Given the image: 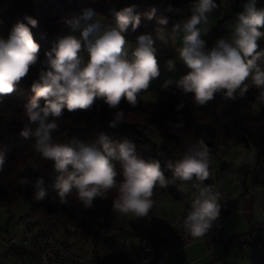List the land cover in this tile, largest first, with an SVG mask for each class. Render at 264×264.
<instances>
[{"label":"clouds","instance_id":"clouds-1","mask_svg":"<svg viewBox=\"0 0 264 264\" xmlns=\"http://www.w3.org/2000/svg\"><path fill=\"white\" fill-rule=\"evenodd\" d=\"M217 8L215 0H195L190 16L171 28V33L182 34V45L176 52L187 72L178 79H165L161 87L174 85L181 94H191L195 104L204 106L217 93L233 101L243 97L250 79L264 101V49L259 44L264 39V7H258V0H245L230 36L217 39L209 47L202 36L207 34L205 26ZM155 11L145 13L148 20L156 19L153 32L139 35L132 47L124 33L129 26L135 30L141 25V15L134 6L112 10L115 27L103 25L98 14L87 9L82 16L65 21L71 32H79V37H60L42 61L41 46L27 26L36 27L38 21L26 17L27 25L17 23L6 39L0 38V98L12 94L39 62L38 78L31 84L33 95L24 108L27 123L20 136L34 139L33 151L53 163L57 173L53 188L60 202L67 203L75 193L85 208H91L98 198L107 199L115 191L112 210L117 215L145 218L156 203L153 195L157 186L167 188L177 181L195 180V195L182 226L192 238H202L222 209L221 192L204 185L211 175V159L203 140L189 143L179 159L165 161L164 167L172 173L168 178L160 160L138 155L135 143L128 138L116 140L100 133L94 141L85 143L75 137L67 141L54 137L59 131L57 121L65 110H89L96 101H103L115 110L109 122V127L115 128L125 119L119 107L122 101L137 107L140 94L161 76L156 42L168 45L172 39L167 18H156ZM175 64V60H167L166 70L174 71ZM182 107L181 103L177 111ZM170 126L184 125L180 120L170 122ZM246 155L241 154L236 163H245ZM5 160L6 149L0 148V171ZM117 163L121 172L117 171ZM22 182L33 187L35 200L46 197L42 177L35 181L24 178Z\"/></svg>","mask_w":264,"mask_h":264},{"label":"trees","instance_id":"trees-1","mask_svg":"<svg viewBox=\"0 0 264 264\" xmlns=\"http://www.w3.org/2000/svg\"><path fill=\"white\" fill-rule=\"evenodd\" d=\"M3 1L5 5L0 12V38L6 39L17 23L27 25L26 17L36 19L38 21L36 27L27 26L41 46L39 53L41 61L45 58V52L57 42L54 39L57 24L78 18L87 9L102 15L107 26L115 27L116 21L112 10L134 6L135 11L141 15V25L135 30L129 26L124 35L129 42H135L139 35L153 30L156 26V19L148 20L145 13L155 9L156 18L166 17L168 31L171 32V28L176 23L182 22L188 8L195 2V0ZM224 21L225 17L221 18L204 38L209 47L217 39L230 36L232 30L224 25ZM63 35L66 34H61V37ZM40 66L38 62L12 94L0 98V148L6 149L5 164L3 171H0V205L11 208L23 199L31 212H39L42 217L51 222L53 228L70 225L87 237L93 245L91 258H102L106 264L132 260L128 258L130 254L123 249L122 244L119 245L117 242L118 234L111 231L117 227L122 228L112 210L115 191L109 193L107 199L98 198L91 208H85L78 201L75 193L68 197L67 203H61L53 188L57 175L53 163L41 159L39 154L33 151L34 139H25L20 136L21 130L27 123L24 108L33 95L31 84L38 78ZM175 71V79H178L186 74L187 69L182 62H178L175 64ZM258 96H260V90L252 86L243 97L238 96L234 101L225 99L222 93H217L212 101L199 106L194 103L191 94L183 95L174 85H170L167 89L158 90L154 102L138 99L137 107L133 108L122 101L119 107L125 112V119L115 128L109 127L115 110L109 109L103 101H96L89 110L75 112L65 110L63 117L57 121L59 131L54 133V137L60 141L75 137L85 143L94 141L100 133L116 140L128 138L135 143L138 155L146 160H160L165 176L168 178H171L172 173L164 167L165 161L179 159L189 143L203 140L210 149V158L223 151L227 152L229 149L236 151L242 147L255 150V175L256 178L258 176L264 178V101L260 103ZM181 103L183 107L177 111V106ZM180 120L183 122V128H171L170 122L175 124ZM157 136L160 138V143L154 141V137ZM218 158L220 163L224 162L222 156ZM224 167L223 165L218 172H221ZM116 168L118 172L122 171L118 163ZM37 177L44 179V187L47 191L46 197L41 201L34 199L33 187L22 182L24 178L35 181ZM117 179L122 177L118 176ZM204 183L207 186L211 181L206 180ZM160 193L182 200V192L177 183L167 188L157 186L153 200ZM0 230H2L1 225ZM47 231L43 232V237L33 239L54 236L53 232L51 234ZM103 231H108L109 235H105ZM255 236V239H246V244L264 249V235L256 234ZM57 238L68 245L63 238ZM23 251L26 252L25 249ZM106 251L107 256L100 254ZM257 262V264H264L261 258H258Z\"/></svg>","mask_w":264,"mask_h":264},{"label":"rangeland","instance_id":"rangeland-1","mask_svg":"<svg viewBox=\"0 0 264 264\" xmlns=\"http://www.w3.org/2000/svg\"><path fill=\"white\" fill-rule=\"evenodd\" d=\"M97 18L100 19L102 24L106 26V22L102 15L98 14ZM61 32L69 34L73 33L65 22L57 24V30L54 33L55 40L59 39V34ZM150 99H153L150 102H154L156 97H152ZM154 141L160 143V138L158 136L154 137ZM241 149V152L237 153L232 150L233 153L231 154L233 157H231L229 152H225V155L228 156V158H226L228 160L227 168L224 170L225 172L223 171L224 174L219 178L218 184H224V186L229 187L231 184L230 180L236 179L239 176L243 177L244 174L248 176V181L252 179L253 168L256 164L255 150H247L242 147ZM244 153L247 154L245 156L246 162L237 164L236 161L239 155ZM221 155L222 152L218 153V155L214 156V160L220 162L218 157H221ZM243 169L245 172H243ZM176 183L182 192V200L174 199L166 194L160 193L154 200L156 203L152 211L145 218H136L133 216L122 217L115 213L116 219L119 222L118 224L122 228L117 227L111 231L118 234L117 242L119 245L122 244L123 249L127 253L132 256L135 255L139 243V237L147 231V228L151 230L153 228L160 227L166 230L168 224L177 223L176 221L179 214H181L182 207L190 200V185L197 183V181L193 180L189 182L192 183L190 185L186 182L180 181H177ZM26 209H28L29 213ZM0 225L2 226V230H0V264H35L29 255V246H24L23 244L24 235L25 233H28L32 239L35 237L39 238L44 236L43 232L45 230H48L47 233L53 232V234L51 233L52 235L63 238L72 249L78 251L83 256L92 257L91 250L93 245L87 237L81 235L70 225H61L59 228H53L51 226V222L45 219V217H42L39 212H31L23 199H20L11 208H6L0 205ZM207 247L208 243L202 240V242H197L195 244L192 243L188 246L182 247L174 253H179L183 257H191L188 264H208L207 260L199 262V258L196 257L198 253H200V255L203 254L201 252L204 248L207 249ZM22 248L25 249L26 252H24ZM100 254L107 256L108 252H100ZM256 255L264 260V249L258 248ZM214 256L215 258H219L220 264L258 263L256 260H253V255L246 251L240 252L236 250L233 255H226L224 259L222 250H219V252H215ZM128 258L131 259L130 257Z\"/></svg>","mask_w":264,"mask_h":264},{"label":"crops","instance_id":"crops-1","mask_svg":"<svg viewBox=\"0 0 264 264\" xmlns=\"http://www.w3.org/2000/svg\"><path fill=\"white\" fill-rule=\"evenodd\" d=\"M218 1H219L217 2L218 8L210 16L208 25L205 26L208 29V32L206 35L202 36L203 39L211 32L214 26L223 17H225L224 25L229 30H233L235 17L239 12L243 10L242 5L245 2V0H240L239 3H237L236 5L224 6L221 0ZM4 5H5V1L0 0V12L3 9ZM258 7H264V0H258ZM190 14H191V7L188 8L187 14L182 19V22L188 16H190ZM152 32L153 30L148 31L147 33H152ZM61 34L69 35V33L61 32L59 34V37H61ZM71 34H74L77 37H79V32H75ZM169 34L172 37V39L168 45H164L159 41L156 42L155 46H160L161 48L160 53L157 55L159 63L161 65V76L157 80L153 81L152 85L149 88L151 90L150 92L144 91L138 97V99L144 102H150L153 100V99L151 100L150 98L157 97V92L160 88H162L161 85L165 79L168 78L175 79L176 71L175 70L167 71L166 61L169 59H173L176 61V63L181 62L178 59V54L176 52V49L182 45V34L179 36L171 32H169ZM129 43L132 47L135 46V42H129ZM259 44H261L260 41ZM247 84L249 86L248 88L254 86L250 79L247 81ZM228 152L230 153L231 157H233V155L231 154L233 153V151L229 149L227 150V153ZM237 152H241V151L239 149H236V153ZM221 156L224 158V162L222 163L218 162L217 160H214V157L210 158L211 159L210 169L214 173L216 184H218L219 178L224 174L225 172L224 170L227 168L228 160L226 158H228V156L225 155V152ZM223 165L225 167L221 170V172H218L223 167ZM253 171L254 172L252 174V179L249 181H248V176L244 174L243 177L239 176L236 179L230 180L231 184L229 187L224 186V184H218L228 189L233 195H237L244 190H248L250 196L240 203L238 209L228 217L225 225L221 227L216 233L213 234L212 244L207 242L208 247L207 249L206 248L203 249V251L201 252L203 254L200 255V253H198L196 255V257L199 258L198 260L199 262L203 260H207L208 264H220L219 258H215L214 256L215 252L216 251L219 252V250H222L224 259L226 255L231 256L237 250L240 252L246 251L250 253L251 255H253V260L258 261L259 256L256 255V251L258 250V248L249 245L248 243L246 244V247L243 246L246 243V239L250 234H254V235L260 234L261 236L264 235V178L261 175L260 178L259 176L256 178L255 166L253 168ZM243 172H245L244 169ZM216 174L217 177H215ZM186 183L189 185L192 184L189 182ZM190 188H191L190 200L182 207L181 214H179V216H182L183 218L186 215V211L190 206V201L195 195V190L192 188V185H190ZM183 229L184 228L182 226V223H174V224H168L166 230L160 227L153 228L151 230L147 228V231L144 232L142 235L150 234L153 232H162L165 235H176ZM197 242H202V240L196 241L193 244ZM137 252H138V246L135 255L132 256L130 254L129 257L133 260L136 257ZM171 258L173 259L175 264H188L189 259H191V257H183L179 253H173Z\"/></svg>","mask_w":264,"mask_h":264},{"label":"built area","instance_id":"built-area-1","mask_svg":"<svg viewBox=\"0 0 264 264\" xmlns=\"http://www.w3.org/2000/svg\"><path fill=\"white\" fill-rule=\"evenodd\" d=\"M240 0H221L224 6H233ZM215 2H219L215 0ZM66 36V35H63ZM260 48L264 49V39H261ZM157 55L160 53V46H156ZM151 90L148 89L147 92ZM258 101L261 103L262 100ZM211 183L222 194L221 214L217 221L214 222L209 233L202 238H192L184 229L176 235H165L162 232H153L139 237L138 252L133 260L116 262L113 264H175L171 258L172 254L185 246L196 241L203 240L212 244V236L221 227H223L230 215L239 207L240 203L250 196L248 190H244L237 195H233L225 187L215 183L214 173L210 169ZM194 197V196H193ZM193 199V198H192ZM28 212V209H26ZM183 217L177 218V223H182ZM109 235L108 231H103ZM254 234H250L247 239H255ZM24 246H29V254L35 264H106L102 258L85 257L81 253L70 248L64 241L54 236H46L42 239H32L28 233H25L23 239ZM246 247V243L243 245Z\"/></svg>","mask_w":264,"mask_h":264}]
</instances>
